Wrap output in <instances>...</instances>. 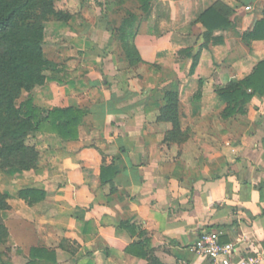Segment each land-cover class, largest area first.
I'll return each mask as SVG.
<instances>
[{"label": "crops", "instance_id": "0c3cea01", "mask_svg": "<svg viewBox=\"0 0 264 264\" xmlns=\"http://www.w3.org/2000/svg\"><path fill=\"white\" fill-rule=\"evenodd\" d=\"M60 8L67 18L45 25L53 69L31 96L42 110L86 114L74 141L35 135L40 161L18 190L45 197L7 201L14 257L4 264H27L32 248L53 251L55 264H206L192 250L202 231L233 245L232 261L264 264V98L225 118L216 94L264 61V40L243 39L264 0H151L145 13L133 0ZM209 8L234 10V29L208 35L199 17ZM127 10L140 19L134 64L112 34ZM19 223L28 229L12 232Z\"/></svg>", "mask_w": 264, "mask_h": 264}, {"label": "trees", "instance_id": "16d2710c", "mask_svg": "<svg viewBox=\"0 0 264 264\" xmlns=\"http://www.w3.org/2000/svg\"><path fill=\"white\" fill-rule=\"evenodd\" d=\"M133 1L142 12L149 11L151 0ZM233 11L229 8H221L220 11L209 8L201 13L199 20L208 35L215 30H232L234 26L229 17ZM125 13L120 25L113 27L112 34L120 40V49L126 61L134 64L138 56L133 39L140 19L132 10ZM66 18L67 15L53 10L50 0H0V169L3 172L36 168L39 152L35 135L54 134L64 141L78 138V129L86 114L84 110L72 107L42 110L34 105L31 96L33 89L42 86L47 72L53 69L43 49L45 25ZM243 39L247 42L264 40V12ZM216 94L226 104L225 118L245 114L254 96L264 98V61L259 62L248 77L224 89H216ZM44 197L45 192L37 189L18 192V198L28 204L38 203ZM0 205L1 212L9 209L7 201H0ZM0 230L4 243L8 231L4 227ZM3 254L1 251V259ZM55 262L53 251L32 248L27 264Z\"/></svg>", "mask_w": 264, "mask_h": 264}, {"label": "rangeland", "instance_id": "374dc122", "mask_svg": "<svg viewBox=\"0 0 264 264\" xmlns=\"http://www.w3.org/2000/svg\"><path fill=\"white\" fill-rule=\"evenodd\" d=\"M52 3V8L54 11L56 12H61V8L60 6L62 5V3H64L66 0H50ZM25 95V94H24ZM18 103V102H16ZM36 138L34 137V140ZM38 150V149H37ZM39 152V160L38 163L40 161V151ZM38 167V164L36 166V168L34 170H36ZM33 169L28 170V171H22V172H16L13 171L11 173H6L3 172L0 169V201H18V189H23L26 186H28L27 184V175H31L30 173H32L34 171ZM19 175V176H18ZM23 176V177H21ZM19 180H22L23 182H21V184L18 182ZM1 205H0V229L1 227H4L7 231L8 228L5 226L3 220H2V213L1 212ZM5 212V211H4ZM10 229L12 230V232H19L22 229H28V227L26 225H23L21 223L19 224H12L10 226ZM1 231V230H0ZM6 242L3 243V238H1L0 236V252L3 251V257L2 259L0 258V264H4L7 260H10V258H13L14 255H12L11 252V248H10V242L9 239L7 238L5 240ZM2 261V263H1Z\"/></svg>", "mask_w": 264, "mask_h": 264}, {"label": "built area", "instance_id": "2783aa9c", "mask_svg": "<svg viewBox=\"0 0 264 264\" xmlns=\"http://www.w3.org/2000/svg\"><path fill=\"white\" fill-rule=\"evenodd\" d=\"M220 233L202 231L192 247L193 252L204 258L206 264H257L255 259L232 261L233 245L220 243ZM179 264H189L180 262Z\"/></svg>", "mask_w": 264, "mask_h": 264}]
</instances>
